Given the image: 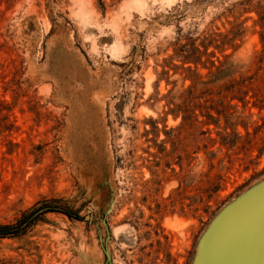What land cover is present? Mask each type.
Returning <instances> with one entry per match:
<instances>
[{
	"label": "rangeland",
	"instance_id": "rangeland-1",
	"mask_svg": "<svg viewBox=\"0 0 264 264\" xmlns=\"http://www.w3.org/2000/svg\"><path fill=\"white\" fill-rule=\"evenodd\" d=\"M262 178L264 0H0V264H190Z\"/></svg>",
	"mask_w": 264,
	"mask_h": 264
},
{
	"label": "water",
	"instance_id": "water-1",
	"mask_svg": "<svg viewBox=\"0 0 264 264\" xmlns=\"http://www.w3.org/2000/svg\"><path fill=\"white\" fill-rule=\"evenodd\" d=\"M103 250L110 261L108 250ZM190 264H264V178L215 212L197 238Z\"/></svg>",
	"mask_w": 264,
	"mask_h": 264
},
{
	"label": "trees",
	"instance_id": "trees-1",
	"mask_svg": "<svg viewBox=\"0 0 264 264\" xmlns=\"http://www.w3.org/2000/svg\"><path fill=\"white\" fill-rule=\"evenodd\" d=\"M59 210L61 212L65 213L67 216L77 217L76 214H73V213H71V212H69V211H67L65 209H59ZM8 230H9L8 226H1L0 225V236H5V235L9 234Z\"/></svg>",
	"mask_w": 264,
	"mask_h": 264
},
{
	"label": "bare ground",
	"instance_id": "bare-ground-1",
	"mask_svg": "<svg viewBox=\"0 0 264 264\" xmlns=\"http://www.w3.org/2000/svg\"><path fill=\"white\" fill-rule=\"evenodd\" d=\"M71 63V62H70ZM75 66V65H74ZM73 72V71H72ZM75 72V71H74ZM69 73H71V72H69ZM75 77H77V76H75ZM78 79V78H77ZM65 87V86H64ZM70 90H71V88H69ZM83 90V89H82ZM70 93V92H69ZM71 96V95H70ZM85 102V101H84ZM88 129H89V127H88ZM76 137V136H75ZM79 139V138H78Z\"/></svg>",
	"mask_w": 264,
	"mask_h": 264
}]
</instances>
